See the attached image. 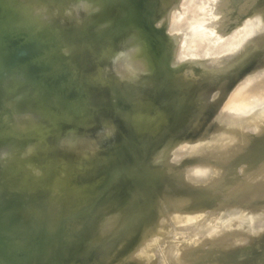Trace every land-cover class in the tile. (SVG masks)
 Wrapping results in <instances>:
<instances>
[{"label": "rangeland", "instance_id": "obj_1", "mask_svg": "<svg viewBox=\"0 0 264 264\" xmlns=\"http://www.w3.org/2000/svg\"><path fill=\"white\" fill-rule=\"evenodd\" d=\"M2 1L0 15L8 12L3 10ZM124 1L116 0L112 6L107 0H70L60 9L64 0H54L46 7L40 0H22L18 3L22 8L13 15L16 18L0 16L6 21L2 20L4 25L0 19V28L19 30L14 36L28 40L26 48L36 49L50 70L64 74L63 89L70 86L72 96H77L86 80L99 81L105 70L113 68L119 80L145 82V87L130 84L129 93L140 95L134 98L145 105L154 91L152 105L162 101L166 118L153 133L130 136L112 116L111 107L116 101L118 105L120 98L119 93L109 91L114 88L110 84L104 95L112 106H105L103 119L91 120L80 109L74 111L67 106L65 109L76 121L67 122L69 116H52L49 111L38 115L26 111L16 120L14 113L36 107L37 100L33 97L36 102L32 101V106V94L29 91L25 95L31 84L11 76L14 54L5 59L0 73V82L4 80L0 83V99H20V103L10 107L13 115L8 113L10 109L0 114L2 117L8 113L13 116L11 121L15 120L12 136L0 144V246L8 249L5 253L13 249L14 256L18 251L24 252L13 257L11 252L3 254L0 249V264H100L105 259L103 264H117L138 244L143 247L146 264H264V232L255 228L264 223V184L255 190L253 198L245 199L247 192L255 188L256 180L264 176V0H134L130 6L133 19L129 21L136 25L124 21L122 16L130 14ZM197 1L204 3L201 4L205 11ZM29 2L40 16L35 26L40 35L37 30L34 34V23L25 21L29 10L23 5ZM189 5L198 8L192 7V13ZM23 8L28 11L26 14ZM55 12L57 18L53 22ZM201 12L205 15L203 22ZM182 21L187 23L186 28ZM27 24H32V28L26 29ZM66 26L77 32L72 28L68 29L75 34L63 32ZM113 28L118 29L120 36ZM106 35L111 39L107 41ZM115 36L119 37L112 47ZM99 49L101 54L113 49L110 61L95 60ZM156 55L166 56L165 66L173 87L183 95L180 103L171 102L173 98L166 86L156 94L159 75L166 72L165 67L157 71ZM97 62L110 64L102 69ZM216 88L210 96L211 89ZM8 90L10 94L5 95ZM223 91L228 92L226 100L220 99ZM254 93L263 99L259 106L255 102L251 113L233 119L232 104ZM159 94L161 100L155 98ZM44 96L37 99L52 105L54 98ZM220 112L222 117L215 119ZM32 117L36 121L29 125ZM218 146L223 148L215 150ZM99 160H105V174L112 172L101 193L84 192L88 176L79 177L74 182L82 183L80 196L67 200L65 205L56 203L59 209L45 219L30 216L29 231L16 224L19 213L15 214L14 208L36 201L45 187L55 194L75 178L79 168L85 172ZM25 173L28 180L35 181L34 194H27L28 198L25 194L28 180L18 190L5 192L4 183L13 185ZM204 174L210 184L194 188ZM72 188L70 184L68 190ZM176 193L200 196L208 202L200 215L183 217L181 207L171 202ZM149 219L153 221H149L151 226L145 231L139 223ZM152 233L157 234L154 243L149 240ZM241 236L251 238L250 243L240 241ZM125 261L132 262L130 258Z\"/></svg>", "mask_w": 264, "mask_h": 264}, {"label": "bare ground", "instance_id": "obj_2", "mask_svg": "<svg viewBox=\"0 0 264 264\" xmlns=\"http://www.w3.org/2000/svg\"><path fill=\"white\" fill-rule=\"evenodd\" d=\"M2 1V0H1ZM0 1V2H1ZM19 1V0H18ZM20 1H22V0H20ZM18 2V3H21V2ZM41 1V5H43V6H45L46 7V5L48 6L49 5V3H51V2H53L54 0H44V1H42V0H40ZM139 1V0H138ZM142 1V0H141ZM187 1H189V0H187ZM191 1H193V3H194V0H191ZM196 1V0H195ZM3 2V1H2ZM63 2V1H62ZM62 2H60V3H62ZM70 2V0L68 1V2H66L65 0H64V4L62 3V4H60L58 7H60V9H61V7H64L66 4L65 3H69ZM143 2V1H142ZM142 2H140V4H142ZM190 2V1H189ZM188 2V3H189ZM198 2V7H199V5L201 4V3H203V2H201L200 4H199V2L200 1H197ZM196 2V3H197ZM210 2V1H209ZM3 4V3H2ZM190 4V3H189ZM191 4H192V2H191ZM204 4V3H203ZM7 5V4H6ZM5 5V6H6ZM18 5H22V4H18ZM193 5V4H192ZM4 6V5H3ZM23 6H25V8L27 9V10H29V12L28 11H26L24 8H23V10H25V11H23L22 9H19V11L21 10V11H23L24 13L25 12H28L27 13V15H26V17H25V21H27L28 23H34V27L37 25V22H40V16L39 15H36V13H35V11H36V9H35V7H33L32 6V4L29 2L27 5H23ZM202 6V7H201ZM189 7L191 8V12L193 13V11L195 10V9H197L198 7H197V5H195V7H197V8H195L194 6H191V5H189ZM192 7H194L195 9L193 10V8ZM200 7L201 8H203L204 9V6L201 4L200 5ZM3 8V7H2ZM18 8H22V6L21 7H19L18 6ZM208 8V7H207ZM63 9V8H62ZM76 8L74 7V8H72L71 10H70V12H72V11H74ZM186 9V8H185ZM3 10H5V8L3 9ZM193 10V11H192ZM210 10V9H209ZM20 11V12H21ZM198 11V10H197ZM203 11H205V9L203 10ZM1 12H4V11H1ZM185 12V11H184ZM186 12H187V10H186ZM200 12V11H199ZM5 13V12H4ZM30 13V14H29ZM125 13V11L123 12V14ZM191 13V14H192ZM208 13V12H207ZM1 14V13H0ZM3 14V13H2ZM26 14V13H25ZM24 14V15H25ZM195 14H196V12H195ZM4 15V14H3ZM57 13L55 12V15H54V20L57 18ZM193 15V17H194V14H192ZM201 15H202V17L201 16H198V17H201L200 18V21L201 22H203V20H204V17H205V15L204 14H202V12H201ZM1 16V15H0ZM21 16V15H20ZM28 16V17H27ZM184 16V15H183ZM18 17V16H17ZM67 17V16H66ZM186 17V16H185ZM188 17V16H187ZM186 17V18H187ZM195 17H196V15H195ZM197 17V18H198ZM4 18V17H3ZM14 18H16V17H14ZM209 18V17H208ZM190 19V18H189ZM188 19V20H189ZM196 19V18H195ZM20 20V19H19ZM53 20V22H56V20L54 21ZM184 20L186 21V19L184 18ZM199 20V19H198ZM206 21H207V19H205ZM5 21V20H4ZM22 21V20H21ZM20 21V22H21ZM199 21V22H200ZM1 22H2V20H1ZM6 22V21H5ZM42 22V21H41ZM184 21H182V23H183ZM198 22V23H199ZM205 22V21H204ZM2 23H4V22H2ZM1 23V24H2ZM23 24H25L24 22H23ZM22 24V25H23ZM32 24L31 25H28L29 26V28H26V27H24V28H26V29H30V27L32 26ZM185 24V22L183 23V25ZM4 25H5V23H4ZM17 24H15V26H16ZM21 25V24H20ZM19 25V26H20ZM181 25V24H180ZM191 25H193L192 23H191ZM2 26V25H1ZM0 26V27H1ZM9 26V25H8ZM25 26V25H24ZM27 26V27H28ZM65 26V25H64ZM3 27V26H2ZM17 27V26H16ZM74 27V26H73ZM82 27V26H81ZM81 27L80 28H77V29H79V30H81ZM173 27V26H172ZM176 27V26H175ZM179 27V26H178ZM181 27V26H180ZM187 27V23L185 24V28ZM9 28V27H8ZM32 28V27H31ZM62 28V27H61ZM68 28H72V26H66V29L63 31V32H67L68 31V33L71 31V30H69ZM189 28V27H188ZM13 29V28H12ZM11 29V30H12ZM17 29V28H16ZM26 29H25V31H26ZM35 30H34V34H35V31L37 30L38 31V28H34ZM59 29V28H58ZM176 29V28H175ZM191 29V28H190ZM9 30V29H8ZM32 30V29H31ZM61 30V29H60ZM72 30H75V33L77 32L76 31V28H72ZM112 30V29H111ZM182 30H183V27H182ZM186 30V29H185ZM12 31H14V30H12ZM19 30H17V32H18ZM33 31V30H32ZM31 31V32H32ZM180 31V30H179ZM16 32V33H17ZM28 32H29V30H28ZM31 32H29V33H31ZM109 32H110V30H109ZM113 32H114V30H113ZM112 32V33H113ZM122 32V31H121ZM192 32H194L193 30H192ZM206 32V31H205ZM70 33H72V34H75L73 31L72 32H70ZM79 33V32H78ZM77 33V34H78ZM99 33H101V32H99ZM181 33V32H180ZM189 33V32H188ZM187 33V34H188ZM33 34V33H32ZM37 34V33H36ZM108 34V33H107ZM118 34V33H117ZM190 34H191V32L189 33V36H190ZM205 34H209L208 32H206ZM31 35V34H30ZM70 36H71V34H69ZM97 35V34H96ZM112 35V34H111ZM110 35V36H111ZM118 35H120V34H118ZM193 35V34H192ZM191 35V36H192ZM20 36V35H19ZM65 36L67 37L68 36V34L66 35L65 34ZM70 36H68V38H70ZM74 36V35H73ZM77 36V35H76ZM194 36H195V34H194ZM207 36V35H206ZM72 37V36H71ZM116 37V36H115ZM106 38H107V41H108V39L110 38L109 36H107L106 35ZM185 38V37H184ZM187 38V37H186ZM210 38V37H209ZM214 38H215V36H214ZM28 39H30V38H28ZM111 39V38H110ZM113 39V38H112ZM193 39V38H192ZM106 40V39H105ZM114 40V39H113ZM186 40V39H185ZM184 40V41H185ZM188 40V39H187ZM195 40V39H194ZM200 40V39H199ZM198 40V41H199ZM214 40V39H213ZM188 41H191L190 39L188 40ZM196 41V40H195ZM217 41V40H216ZM187 42V41H186ZM200 42V41H199ZM198 42V43H199ZM202 42H203V40H202ZM209 42V41H208ZM215 42V41H214ZM195 43V42H194ZM107 44V43H106ZM113 44V43H112ZM185 44H187V43H185ZM189 44H192V43H190L189 42ZM188 44V45H189ZM202 44V43H201ZM211 44V43H210ZM212 44H214L213 42H212ZM211 44V45H212ZM229 44V43H228ZM195 45H197V43L195 44ZM208 45V44H207ZM221 45V44H220ZM225 44H223L222 46H224ZM227 45V44H226ZM100 46V45H99ZM185 46V45H184ZM187 46V45H186ZM193 46V45H192ZM203 46H205L204 48H206V45H205V43H204V45ZM221 46V47H222ZM101 47V46H100ZM113 47V46H112ZM198 47H200V46H198ZM208 47H209V45H208ZM207 47V48H208ZM190 48V50H191V47H189ZM195 48V47H194ZM203 48V49H204ZM212 48V47H211ZM202 49V48H201ZM203 49H202V51H203ZM102 50V49H101ZM106 50H108V51H106L104 54H101V52H99L100 54L98 55V57H100V59L98 60L99 62H103V61H106L107 59H108V61H110V59L112 58V55L110 54V52L112 53L113 52V49H112V51H110L111 49H106ZM189 50V49H188ZM196 50V49H195ZM205 50V49H204ZM207 50V49H206ZM205 50V51H206ZM194 51V50H193ZM204 51V52H205ZM103 52H104V50H103ZM102 52V53H103ZM198 52H200V50H198ZM202 53V52H201ZM207 53V52H206ZM13 53H10L9 54V56H7V58H6V60L8 59V57H10L11 55H12ZM199 55V54H198ZM203 55V54H202ZM157 56V55H156ZM200 56H201V54H200ZM44 58V57H43ZM5 60V61H6ZM95 60H97V59H95ZM166 60H167V58H166V56L165 55H159V56H157V58H156V63H157V71L159 70H161V68L162 67H165V65H164V63H166ZM107 62V61H106ZM109 64H110V62H109ZM109 64H103L102 63V65H104V66H107V65H109ZM253 67V66H252ZM102 69H104L103 67H102ZM133 70V66L132 67H129V71H132ZM164 70V69H163ZM4 71V70H3ZM164 71H166L165 73H163V74H161V75H159V80H160V82H159V86H158V88H155L156 90H155V92L157 91V90H159V89H161L162 87H167V90H170V92H169V96H172V98L173 99H171V102L172 103H174L175 102V100H177L176 102L177 103H180L181 102V98H183V95H182V93H181V91L180 90H177L176 88H174L173 87V84H172V82H171V78L169 77V73L167 72V70H166V68H165V70ZM161 72V71H160ZM3 73V72H2ZM7 73V72H6ZM158 74H159V72H158ZM92 76V75H91ZM99 76V75H98ZM259 76V75H258ZM1 79H3V77L1 78ZM8 79V78H7ZM9 79H10V77H9ZM19 79V78H18ZM13 80H14V78H13ZM21 80V79H20ZM100 80H101V82H100ZM2 81H4V80H2ZM1 81V82H2ZM136 81V80H135ZM135 81H131V80H128V81H122V80H119L118 79V77H117V75H115L114 74V71H113V68H111L110 70H105V72H103V74H102V78H100L99 79V81H96V79H93L92 81H85L86 82V84H84V86H82L80 89H78V92H77V96L76 97H81V96H83L85 99H88L87 101H88V103H87V107L86 108H84L87 112H91L92 114V116H91V120H94V119H98V120H100V119H103V116L106 114V112L105 111H107V109L105 108V106L106 105H108L109 107H111L112 105H110V101H106V99H107V97H105V89H107V87H109V85L110 84H112L113 86H114V88H113V90H109L110 92L111 91H113V92H117V93H119V98H120V101L118 102L119 104L118 105H116V102L114 103V105L111 107V109L113 110V114L114 115H112L113 116V118L115 119V122L116 123H119L121 126H122V128L124 129V131H126L128 134H130V136H133L134 134L137 136V135H142V134H145V133H153L154 131H156L162 124H164V121H165V114H164V106L162 105V101L160 102L159 100H158V103H160L159 105L158 104H153L152 105V103L153 102H151V100H149L150 101V103L148 104L147 102H149V101H147L146 102V104L144 105V104H142L138 99H136L138 96H139V98H140V95H138L137 94V97H136V93L133 95V96H131V94L129 93V85L130 84H135V86H143V85H145V82H135ZM0 82V83H1ZM19 82H21V81H19ZM23 83V82H22ZM4 84V83H3ZM26 84H27V82H26ZM138 84V85H137ZM143 84V85H142ZM23 87L24 86H26V85H22ZM28 86V85H27ZM246 86V85H245ZM2 87V86H1ZM143 87H145V86H143ZM146 87H147V85H146ZM111 88V87H110ZM112 89V88H111ZM153 89V88H152ZM131 90H133V88L131 89ZM154 90V89H153ZM163 90V89H162ZM11 91V90H10ZM10 91L8 90L7 92H9V93H5V95H8V94H10ZM13 91V94L15 93L14 92V90H12ZM11 91V92H12ZM141 91H143V90H141ZM217 91V88L216 89H211V91L209 92V95L210 96H212L213 94H215V92ZM29 91H26L25 92V95H26V93H28ZM112 92V93H113ZM137 92V91H136ZM139 92V91H138ZM145 93L147 92L146 90L144 91ZM150 91H148V93H149ZM154 91H152L151 93H152V95H150V94H148V95H150V97L151 96H153V93ZM168 92V91H167ZM159 93V92H158ZM157 92H156V94H158ZM162 93V92H161ZM160 93V94H161ZM116 94V93H115ZM133 94V93H132ZM141 95H142V93H140ZM160 94H159V97H156L155 96V98L156 99H160L161 100V96H160ZM35 95V96H34ZM34 95H32V98H31V96H30V98H31V100H30V102L31 103H33L32 104V106L34 105V102H36V100H40V99H37V98H40V96H42L43 97V95L41 94V95H39V94H34ZM146 95V94H145ZM161 95H163V94H161ZM11 96V95H10ZM28 96V95H27ZM107 96V95H106ZM228 92L227 93H225L224 91L220 94V99L221 100H226L227 98H228ZM6 97V96H5ZM8 97V96H7ZM33 97H34V99H36L35 101L33 100ZM134 97H136V98H134ZM142 97V96H141ZM147 97H149V96H147ZM9 98V97H8ZM7 99V98H6ZM26 99H27V97H26ZM143 99H144V97H143ZM108 100V99H107ZM252 100V101H251ZM261 100H263L262 99V97L260 96V95H258V94H252V95H250L249 97H246L245 99H241L240 101H239V103H233L232 104V108H231V110L233 111L232 112V114H231V116H232V118L233 119H235V118H237V117H239V116H241V115H246V114H249V113H251L252 112V110H253V108H252V104H254L255 102V105L256 104H258V106H259V104L261 103L260 101ZM26 101V100H25ZM28 101H29V99H28ZM32 101H34V102H32ZM105 101H106V103H109V104H106L105 103ZM249 101V102H248ZM41 102V101H40ZM43 102V104H45V102L44 101H42ZM140 102V103H139ZM156 102V101H155ZM29 103V102H28ZM28 103H27V101H26V104L28 105ZM30 103V104H31ZM48 102H46V104H47ZM104 103H105V105H104ZM157 103V102H156ZM29 104V105H30ZM49 104V103H48ZM51 104H53V103H51ZM36 105V104H35ZM37 105H39V107L37 106ZM37 105H36V107H34L35 109H36V112L37 113H40V112H42L43 113V109H44V107H42V105H40V104H38L37 103ZM157 105L158 106H161L162 107V109H160V108H157ZM52 105H50V107H51ZM20 108H21V110L22 109H24V108H22L21 106H19ZM38 107V108H37ZM107 107V106H106ZM12 108V107H11ZM11 108H8V110L10 109V111H8V113L10 112L11 114H12V112H11ZM53 109V108H52ZM110 109V108H109ZM115 109V110H114ZM6 111V112H7ZM16 111H19V110H16ZM16 111H14V112H16ZM22 111H26L25 109L24 110H22ZM22 111H19L18 113H20V112H22ZM109 111V110H108ZM2 112H4V110L2 111ZM2 112H0V114L2 113ZM35 112V113H36ZM8 113H5V115H2V117L0 116V132H5V131H7V130H9V128H10V126H9V124H10V122H11V118H13V116L11 117V115L10 114H8ZM17 113V112H16ZM27 113V112H26ZM50 113L52 114V116L55 114V113H57V111L55 110V109H53V111H50ZM3 114V113H2ZM8 114V115H7ZM217 114V116L216 117H214L215 119H217V118H221L222 117V115H223V113H216ZM13 115V114H12ZM37 115V114H36ZM35 117H37V116H35ZM13 121V120H12ZM15 121V120H14ZM29 121V120H28ZM35 118H31V121H29L28 122V124L29 125H34V123H35ZM34 122V123H33ZM50 128V127H49ZM12 129H15V128H12ZM13 131V130H12ZM194 135H192V137H193ZM264 138V137H263ZM262 140V139H261ZM74 142V141H73ZM72 142V143H73ZM247 143H249V141L247 142ZM72 145V144H71ZM70 145V146H71ZM261 145H263L264 146V139H263V141H262V143H261ZM194 148H195V146L193 147V148H191L190 149V151L191 150H194ZM220 148H223V146H218L217 148H215V150H217V149H220ZM264 150V149H263ZM86 156H87V154H85V156L83 157V161L86 159ZM243 156H244V154H243ZM104 162H105V160L103 161V160H99V161H94V162H92V164H91V167H89L90 169H87L85 172H82V168H79L78 169V171H77V173H75L76 175H75V178H73L72 180H70V182H69V184H67L66 186H63V188L61 189V190H59V191H57L55 194H53V193H51L50 191H49V189H48V187H45V188H43V190L42 191H40V195H39V197H36L38 194H36V198H38V199H36V201L34 202L33 201V199H32V197H30L31 199H30V201H33V202H31V203H29L30 201H27L26 199V201L29 203L28 205L26 204V205H20L21 207L20 208H18V207H16V208H14L13 209V211H14V213L15 214H17V213H19V216L17 217V223L16 224H18L19 226H24V227H28V229H27V231H29L31 228V224H30V222H29V217L30 216H36V217H38L39 219H45V217L47 216V215H49L50 213H52L53 211H55L56 209H59V207L57 208V205H56V203H61L62 202V204L63 205H65L66 204V202H67V200H72L74 197H78V196H80V194H81V192H80V184H82V183H80V181L79 182H74V181H78V179H79V177H83V176H85V177H87V181H88V183L89 184H87V182L85 183V184H87V190L86 191H84V192H93V193H96L98 190H99V193H101L103 190H104V187H105V185H106V183H107V181H108V179L112 176L111 174H112V172L110 173V175H109V173L108 174H105V171L107 172V170H105L104 171V167H105V165H104ZM84 163V162H83ZM251 163V162H250ZM101 169H103V171H101ZM103 173L104 172V174H102V173H100V171ZM87 173H91V176L90 175H88ZM100 177H99V176ZM104 175V176H103ZM98 176V177H97ZM97 177V178H96ZM248 179V178H247ZM27 180H28V176H27V173H25L24 175H22V178L19 180V182H17V183H14L13 185H11V184H5L4 183V186H5V192H11V191H15V190H18L19 188H21V187H23L25 184V182H27ZM118 180V179H117ZM29 182L28 183H26V189H25V194H26V196H27V194H29V196L31 195V193L32 194H34L33 192V189H34V187H35V181L33 180H28ZM74 182V183H73ZM210 182H211V180L210 179H208V176L206 175V174H204L203 176H201L199 179H198V181H197V183H194V185H193V187L194 188H200V187H203V186H205V185H208V184H210ZM223 182V181H222ZM73 183V184H72ZM71 184V186L73 185V188H72V190L71 191H69L68 190V187H69V185ZM263 184H264V176L262 177V176H260L257 180H256V183H255V188L254 189H251V190H249L248 192H247V194H246V196H245V199H249V198H253L254 196H255V194H256V189H258V190H260V189H262L263 188ZM32 191V192H31ZM83 192V193H84ZM12 193V192H11ZM35 197H34V199H35ZM217 197V196H216ZM27 198H28V196H27ZM24 198H22V200H23ZM24 201V200H23ZM25 201V202H26ZM171 202L174 204V206H177V207H181V209L184 211L183 212V214H180L181 216H183V217H188V216H191V217H195V216H198V215H200L201 213H202V211L204 210V204H206L208 201L206 200V198H202V197H200V196H196V197H193L192 195H190V194H181V193H176L175 195H173L172 197H171ZM24 203V202H23ZM65 207V206H64ZM261 215V214H260ZM178 217H180L179 215H177V216H175V218L176 219H178ZM151 221H153V220H148L147 222H142V223H139L141 226H143V228H144V230L146 231L147 229H149V227L151 226L150 225V222ZM243 222L244 223H246V224H249V225H252V223L251 222H249V221H247V220H243ZM0 224H3L1 221H0ZM8 226V225H7ZM255 228L257 229V231L258 232H264V223H261L260 225H256L255 226ZM7 229V228H6ZM5 229V230H6ZM8 231V230H7ZM157 232V231H156ZM154 233H152V234H150V235H152L150 238H149V240H150V242H155V240H156V238H157V234H154ZM173 234V233H172ZM5 235V234H4ZM7 235V234H6ZM9 236V235H8ZM5 239L7 238V237H5V236H3ZM2 238V237H1ZM11 238V237H10ZM239 238V240L240 241H242V242H248V243H250V241H251V238H249V237H245V236H241V237H238ZM8 239H9V237H8ZM13 239V238H12ZM4 240V239H3ZM148 240V241H149ZM6 241V240H5ZM237 242V241H236ZM4 244V243H3ZM138 244V243H137ZM11 245V244H10ZM9 245V246H10ZM8 246V245H7ZM8 246V247H9ZM4 247V246H3ZM2 247L0 246V249H1ZM10 248V247H9ZM6 249V251L8 250L7 248H5ZM3 250V254H8V253H12V250H9L10 252H7V253H5L6 251L4 250V249H1V251ZM14 251V250H13ZM16 251V250H15ZM34 251V250H33ZM139 252V253H141V254H136L137 252ZM19 252V251H18ZM17 252V254L16 255H18V254H22V252H24V251H22V252H20V253H18ZM237 252H235V254H236ZM1 254H2V252H1ZM0 254V255H1ZM145 252L143 251V247H142V245L141 244H138L137 245V247H136V249L134 250V249H132V250H130V251H128L127 252V254H126V257L124 258V260L123 261H121V262H118L117 264H125V260H127V258L129 259H131L132 260V262L131 263H129V264H146L145 263V261L142 259L143 257H145ZM234 254V255H235ZM9 255V254H8ZM12 255H13V253H12ZM15 255V256H16ZM27 255V254H26ZM240 255V254H239ZM14 255H13V257H15ZM20 256V255H19ZM18 256V257H19ZM22 256H25V254L24 255H22ZM28 256V255H27ZM2 257H3V255H2ZM21 257V256H20ZM4 258H6V257H4ZM8 258V257H7ZM17 258V257H16ZM26 258V257H25ZM24 258V259H25ZM243 258V257H242ZM1 259V258H0ZM141 259H142V261H141ZM252 259V258H251ZM12 260H14V259H12ZM11 260V261H12ZM1 261V260H0ZM3 261H4V259H3ZM5 261H8L7 259L5 260ZM17 261H19L20 262V260H18V258H17ZM106 261V259L105 260H102V262H100V264H103V262H105ZM125 261V262H124ZM1 263V262H0ZM5 263V262H4ZM3 263V264H4ZM10 263V262H9ZM14 263H16V259H15V262ZM255 263V262H254ZM18 264V263H17ZM20 264V263H19ZM99 264V263H98ZM251 264V263H250Z\"/></svg>", "mask_w": 264, "mask_h": 264}, {"label": "water", "instance_id": "obj_3", "mask_svg": "<svg viewBox=\"0 0 264 264\" xmlns=\"http://www.w3.org/2000/svg\"><path fill=\"white\" fill-rule=\"evenodd\" d=\"M116 0H112L111 2H109V0H107V4L108 5H116ZM134 0H125L124 1V5H125V9L127 7H129V11L130 14L128 15H124L122 16L124 21L131 24V25H136L134 22H130L132 21L131 19H133L132 17V12L130 9L132 6ZM3 3H5L4 8L5 11H8L7 13L5 12V16H9L11 15V17H14L13 15H15L18 11V2L16 3V0H3ZM2 7L0 6V9ZM18 14V13H17ZM1 15V16H4ZM131 15V16H130ZM6 17V19L8 21L12 20L11 18ZM1 20H3L2 17H0ZM130 20V21H129ZM4 21V20H3ZM5 22V21H4ZM28 26V25H27ZM114 27V26H112ZM112 27L110 29H112ZM35 28V27H34ZM25 29V28H24ZM116 29V28H113ZM118 29H116L114 32L117 34ZM39 32V33H38ZM37 32V35H40V31ZM16 32L14 31H10V30H5L3 28H0V73L1 70L4 69V62L5 59L7 58V56H9L10 53L14 52V61L13 64L11 66V68L9 69L10 71L12 70L11 76H15V77H20L21 82H27L30 85V89L28 91L29 94H43L45 95L44 97H47V95H51L54 100H53V104L52 107H49L47 105H44L42 102H40V100H37V103L42 105V107H44L43 112L45 111H53V109H55L57 111V113H55L53 116H61V115H67L69 116L68 121H76L73 114H71L70 110H66L65 107H69V109H73L75 110H79L84 112L86 115V117L91 118V112H87L84 108L87 107V103H88V99H85L83 96L81 97H74L72 96V93L69 91L68 88H71L70 86H68L67 89H63L64 85V81L66 79V77L64 76V74L62 72H56L54 70H50V65L49 63H47L45 61V59L43 58L42 54L39 53L36 49L34 48H26V45L28 44V40L26 41V39L22 40V38H20L19 36H14ZM16 35V34H15ZM120 36V35H119ZM118 36V37H119ZM114 39L113 42V47L115 45L116 42V38ZM21 39V41H20ZM95 41H97V38H93ZM39 42V40H38ZM98 42V41H97ZM99 44V42H98ZM100 48V46H99ZM100 49L98 50V52L96 53V57L95 59H97V61L100 59V57H98ZM163 56V55H162ZM97 65L103 67L104 69H107V66L101 65L97 62ZM165 65V63H164ZM166 68V66H165ZM169 73V72H168ZM169 75V74H168ZM170 77V75H169ZM89 81V80H87ZM92 81V80H90ZM15 89V86H12ZM12 87H9V90H11ZM149 100H151V97L148 98ZM146 101V100H145ZM20 103V99H17L16 101H12L4 98L0 99V112L3 110H8V108H10L11 106L15 105V104H19ZM61 103V105H60ZM140 103V102H139ZM66 104V106H62ZM79 106V107H77ZM14 108V107H13ZM27 113L30 111H35L34 107H29L27 110ZM26 111H23L21 113H14V119H18L19 117L24 116L26 113ZM42 113V112H40ZM40 113H35V114H40ZM14 121H11L9 126V130L5 131V132H0V144L3 143L4 140H7L8 138H10V136H12L14 129ZM99 193V190L96 192Z\"/></svg>", "mask_w": 264, "mask_h": 264}, {"label": "clouds", "instance_id": "obj_4", "mask_svg": "<svg viewBox=\"0 0 264 264\" xmlns=\"http://www.w3.org/2000/svg\"><path fill=\"white\" fill-rule=\"evenodd\" d=\"M253 131H254V132H258V131H259V129H253Z\"/></svg>", "mask_w": 264, "mask_h": 264}]
</instances>
